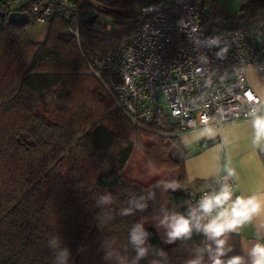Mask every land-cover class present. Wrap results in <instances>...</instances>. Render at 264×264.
Listing matches in <instances>:
<instances>
[{
    "label": "trees",
    "instance_id": "trees-1",
    "mask_svg": "<svg viewBox=\"0 0 264 264\" xmlns=\"http://www.w3.org/2000/svg\"><path fill=\"white\" fill-rule=\"evenodd\" d=\"M200 1L216 16L264 30V0H237L231 17L216 11V0ZM148 2L119 0L107 8L87 2L85 18L93 13L112 29L99 33L82 23L80 44L102 55L114 52L146 18L126 10ZM29 9H17L28 13V23ZM44 23L46 38L32 42L26 24L0 19V264H188L198 250H204L201 264H211L206 247L215 244L202 231L193 228L190 238L165 247L143 225L155 214L147 191L165 179L146 184L123 171L136 148L154 170L175 171L168 182H186L178 138L133 125L89 72L69 22L50 15ZM105 195L111 203H99ZM165 195L172 213L188 216L196 208L188 191ZM128 208L132 212L122 215ZM137 224L149 234L148 254L138 261L130 240ZM225 237L232 251L222 259L240 255L239 234Z\"/></svg>",
    "mask_w": 264,
    "mask_h": 264
},
{
    "label": "built area",
    "instance_id": "built-area-1",
    "mask_svg": "<svg viewBox=\"0 0 264 264\" xmlns=\"http://www.w3.org/2000/svg\"><path fill=\"white\" fill-rule=\"evenodd\" d=\"M118 1L38 0L29 2V14L33 22L44 23L50 15L69 22L89 72L103 83L115 107L133 125L165 139L180 131L251 119L254 108L261 114L260 98L247 83L246 69L264 73V45L256 42L250 28L214 15L200 0H149L126 10L146 18L114 52L102 55L82 47L79 26L95 15L85 18L86 3L107 8ZM19 2L0 0V6L13 11L21 7ZM96 18L89 24L94 30L112 29L108 20L95 22ZM226 176L224 171L211 178L193 194V205L198 207L203 195L218 192ZM226 182L233 189V177Z\"/></svg>",
    "mask_w": 264,
    "mask_h": 264
},
{
    "label": "crops",
    "instance_id": "crops-1",
    "mask_svg": "<svg viewBox=\"0 0 264 264\" xmlns=\"http://www.w3.org/2000/svg\"><path fill=\"white\" fill-rule=\"evenodd\" d=\"M31 1L20 0L19 6ZM254 36L258 44L264 45V30L257 31ZM246 80L259 96L261 114H264V73L249 67L246 69ZM175 136L182 145L186 182L178 184L168 182L172 177L162 178L165 179L164 182L155 185L158 187L154 189H149L147 193L151 197L155 214L143 222L145 228H153L156 231L165 247L176 242H165L167 228L160 224L165 214H172L165 195L167 191H188L195 194L205 188L217 174L233 169L236 173L233 177V199L252 194L264 196V149L253 145L251 119L230 121L220 128L210 125L180 131ZM235 232L240 236V256L245 258V264H250L248 250L255 243L264 244V212L254 216L250 223H245Z\"/></svg>",
    "mask_w": 264,
    "mask_h": 264
},
{
    "label": "clouds",
    "instance_id": "clouds-1",
    "mask_svg": "<svg viewBox=\"0 0 264 264\" xmlns=\"http://www.w3.org/2000/svg\"><path fill=\"white\" fill-rule=\"evenodd\" d=\"M216 38H213V43H216ZM226 51V49H224ZM249 115L251 116V125L253 128V145L264 149V114H259L254 108ZM209 131H211L209 129ZM236 173L233 169H227V176L224 178L225 182L220 187L218 192L205 194L201 197L198 207L189 210L188 216L177 213L165 214L160 221L161 225L167 228L166 243H174L178 239L190 238L193 228L197 231H202L203 234L214 242L215 248L210 245L206 247L209 254L211 264H245V258L240 255L232 256L224 260L228 252L232 251L230 247L226 248L225 234L235 232L239 227L245 223H250L254 216L264 212V196L252 194L250 196H237L233 199L232 187L226 182L229 177H235ZM151 198V197H150ZM143 197H141V200ZM112 197L105 195L100 198L99 203H111ZM135 206L140 210L146 208V204L134 202ZM132 212L131 208L122 210V215H128ZM215 212V215H212ZM205 217H210L207 223H201ZM142 225L137 224L130 234L131 243L135 246L136 257L138 261L148 254V248L145 246L148 238ZM223 237V238H222ZM53 241V245H55ZM198 250L196 259L188 261V264H201L202 256ZM160 255H166L161 252ZM67 252L61 253V258H65ZM250 257V264H264V244L255 243L250 250H248ZM152 264H158L153 261Z\"/></svg>",
    "mask_w": 264,
    "mask_h": 264
},
{
    "label": "rangeland",
    "instance_id": "rangeland-1",
    "mask_svg": "<svg viewBox=\"0 0 264 264\" xmlns=\"http://www.w3.org/2000/svg\"><path fill=\"white\" fill-rule=\"evenodd\" d=\"M238 8L239 6L237 0H216V8H215L216 11L224 12L226 13V15H230L229 17H231V15H236L238 13ZM253 26H254L253 24L249 25L250 28H253ZM25 29L28 38L32 42H40L46 38L48 26L45 23L29 22L28 24H26ZM257 31H262V30H254L253 37H255L254 35L256 34ZM123 171L125 175H127L128 177L132 179L140 180L146 184L149 183L150 180L156 177L169 179L176 174L175 171L154 170L147 163L143 154L136 148L132 150L131 155L128 161L126 162ZM156 187L158 186L151 187L150 189L152 188L154 189Z\"/></svg>",
    "mask_w": 264,
    "mask_h": 264
},
{
    "label": "water",
    "instance_id": "water-1",
    "mask_svg": "<svg viewBox=\"0 0 264 264\" xmlns=\"http://www.w3.org/2000/svg\"><path fill=\"white\" fill-rule=\"evenodd\" d=\"M6 17L7 23L16 24V25H24L29 21V15L27 12H22L19 10L10 11L6 14L4 11L0 10V19H4ZM95 18V15H91L86 18V21L91 24Z\"/></svg>",
    "mask_w": 264,
    "mask_h": 264
}]
</instances>
